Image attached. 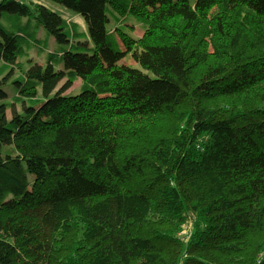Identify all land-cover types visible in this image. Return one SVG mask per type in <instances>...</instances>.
<instances>
[{"label": "trees", "instance_id": "1", "mask_svg": "<svg viewBox=\"0 0 264 264\" xmlns=\"http://www.w3.org/2000/svg\"><path fill=\"white\" fill-rule=\"evenodd\" d=\"M0 62V264H264V0H0Z\"/></svg>", "mask_w": 264, "mask_h": 264}, {"label": "rangeland", "instance_id": "2", "mask_svg": "<svg viewBox=\"0 0 264 264\" xmlns=\"http://www.w3.org/2000/svg\"><path fill=\"white\" fill-rule=\"evenodd\" d=\"M23 1H25L26 3L30 2V0H23ZM60 9L63 10L65 14H72L70 11L65 10L64 8H60ZM128 21L130 22V24L125 25L126 28H129L126 31L128 33H130V35L135 39L142 38L144 33H143V27H142L141 22L138 19H135L133 17L130 18ZM73 22L79 24L82 28L84 27L83 23L80 19H74ZM121 48H124L122 44H121ZM48 49L51 51L54 50V43L53 42H50L48 44ZM27 58H28L27 60L26 59H22V60L20 59L18 64L24 63V65H26L25 64V60H26V62L27 61L31 62L30 64L44 65L43 57H40L38 55V52H34L31 55H28ZM21 61H23V62H21ZM131 64H132V62H131ZM24 65L22 66L23 68H25ZM9 69L13 70L8 65H5L2 62H0V74H2L0 81H2V78L4 76L5 77H6V75L8 76L7 71ZM14 72H15L14 76H13V78H11V80H9L7 82L8 84H10V81L18 79L21 76V72L18 69V67ZM80 85H81L80 81H77L76 83H74L71 90H69L67 92V95L77 94L79 92ZM8 95L10 98L13 99L12 91L8 90ZM199 221H200L199 216L194 214V213L188 212L184 215V222L180 225V230L177 233V239L179 240V243H180L179 251L181 252V256L183 259L190 257L189 253H188V248L190 247L191 243L194 241V237H195V234L197 233V225L199 224ZM251 240H253V239H250L247 247L250 246L249 244H251ZM261 252H263V256L261 257L260 261H261V263H264V249ZM204 254L207 255L208 257H214L215 256L216 258H218L217 254L214 252V250H206ZM249 257L252 258V256H249ZM218 260H222L224 262L227 260V258L219 257Z\"/></svg>", "mask_w": 264, "mask_h": 264}, {"label": "crops", "instance_id": "3", "mask_svg": "<svg viewBox=\"0 0 264 264\" xmlns=\"http://www.w3.org/2000/svg\"><path fill=\"white\" fill-rule=\"evenodd\" d=\"M74 19H79V18H74Z\"/></svg>", "mask_w": 264, "mask_h": 264}, {"label": "bare ground", "instance_id": "4", "mask_svg": "<svg viewBox=\"0 0 264 264\" xmlns=\"http://www.w3.org/2000/svg\"><path fill=\"white\" fill-rule=\"evenodd\" d=\"M119 39H120V37H119Z\"/></svg>", "mask_w": 264, "mask_h": 264}]
</instances>
